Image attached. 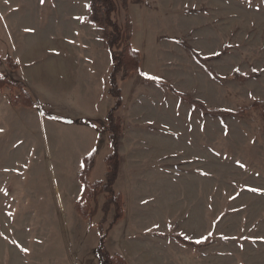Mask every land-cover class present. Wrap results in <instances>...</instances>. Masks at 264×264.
I'll use <instances>...</instances> for the list:
<instances>
[{
  "label": "rangeland",
  "instance_id": "rangeland-1",
  "mask_svg": "<svg viewBox=\"0 0 264 264\" xmlns=\"http://www.w3.org/2000/svg\"><path fill=\"white\" fill-rule=\"evenodd\" d=\"M26 1L0 0V75L9 80L17 76L7 62L10 55L22 64L24 69L19 73L27 68L22 54L32 36L31 28L22 22L30 13ZM79 1L81 7L76 10L69 1L61 6V0L58 5L50 0L49 6L59 14L48 17L40 33L50 47L47 52L53 53L49 43L61 32L59 22H65L69 37L72 27L89 32L96 62L94 115L103 118L116 102L108 92L111 55L103 30L91 22V0ZM70 10L78 19L62 20L61 14H71ZM119 20L132 22L133 46L146 65L129 82L120 84L125 101L119 113L127 122L120 151L124 149L130 157L125 165L127 175L119 186L126 192L128 208L133 211L142 200L156 216L164 205L173 204L180 213L190 211L189 215L204 222L201 231L211 237V243L198 250L186 246V255L164 252L163 259H171L172 264H264L262 111L251 108L245 117L212 116L166 86L188 93L210 109L238 110L258 100L264 102V0H134L129 9L120 12ZM195 53L214 58L204 64ZM7 71L14 75L8 78ZM238 74L246 77L239 78ZM4 89L20 93L18 88ZM69 136L74 138L72 131ZM72 142L77 146L76 140ZM46 145L38 140L15 144L0 141V243L8 246V236L14 232L16 237L10 240L18 239L38 249L50 231L47 263L100 264L97 248L102 234L112 229L109 226L115 209L111 208L102 223L103 231L99 230L106 194L98 197V213L92 221L97 227L93 226L81 244L77 234L88 230L90 222L82 219L84 223H76L70 210L65 227L61 223L64 207L57 205V198L66 195L62 167L66 165V175L72 178L78 155L69 153L64 161L59 156L47 158L42 155ZM94 151L96 167L91 181L102 180L107 171L105 156L111 152L107 137H94ZM52 165L56 171L46 174V166ZM187 218L176 222L170 216V228L163 232L155 228L154 237L172 238L170 234L180 233L197 242L205 240L206 236L199 240L181 232L183 224L198 231V221ZM64 229L77 238L66 237Z\"/></svg>",
  "mask_w": 264,
  "mask_h": 264
},
{
  "label": "crops",
  "instance_id": "crops-1",
  "mask_svg": "<svg viewBox=\"0 0 264 264\" xmlns=\"http://www.w3.org/2000/svg\"><path fill=\"white\" fill-rule=\"evenodd\" d=\"M58 1L60 3V0H53L57 5ZM66 1H69L76 10L81 7L79 0H77L78 4L76 5V0H61V6ZM49 3L50 0L26 1V4H29L28 11L30 13L22 19V22L31 28L32 37L30 46L22 54L25 59V68L27 67L23 73H19L21 69H24L19 59L10 55L18 63V68L15 69L17 76L15 75V79H10L21 80L24 83L25 90L40 105L34 107L14 106L11 103V92L7 89L0 90V141L14 142V144L19 141L32 143L34 140L46 142L47 145L44 146L42 155L51 159L59 156L64 161L69 153L74 154V156L78 155L72 178L66 175L69 171L66 165L61 170L66 195L57 198V205H63L64 207V212L61 214V223L67 227L68 220L70 219L68 216L70 210L72 217L76 218V223H84L83 220L85 219L76 212V203L80 199L84 189V184L80 177L84 166L83 161L87 155H90L94 151V137H107L109 141L108 133L104 129H106L105 117L110 109L106 114L104 113L105 116L103 118L94 115V63L96 62L94 61V41L91 40L88 31H82V29L75 31L74 27H72L69 37L65 33V31L67 32L65 22H59L61 32L56 33L52 39V44L49 43V45H53L54 54L47 52L50 47H46V38H44L42 32L40 33V30L44 28L48 17L53 16V14H59L54 12V6H49ZM73 11H71V14H61L62 20L67 17L75 20L78 19L76 18L78 14H73ZM69 22L71 23L72 21L69 20ZM32 30H35V33H32ZM142 65H145V63ZM110 66L112 69V60ZM96 67L98 68V66ZM108 70L104 71V76L108 74ZM147 72L153 74V72ZM7 74L8 78L10 77L9 75H14L10 71H7ZM123 96H125L124 89ZM123 107L124 104L118 111V114H120L119 112H121ZM102 119L104 123L101 125L99 120ZM125 123L126 129L127 122L125 121ZM71 131L74 138H70L69 136ZM73 139L77 141V146L72 142ZM30 147L29 150L32 152V146ZM120 152L122 154V167L114 187L117 192L122 193L125 200L127 199L126 192L121 189L119 184L125 178V175H127L125 173V165H127L130 156L124 149ZM95 167L90 174V181L95 173ZM46 168L45 173L52 174V171H56L57 167L52 165L46 166ZM105 173H107L106 170L101 177L102 180L106 179ZM56 186L58 190L59 184H56ZM206 204V217L208 221L210 202ZM66 206L68 208H65ZM74 207L76 211L73 210ZM163 208L164 211L160 210L155 216L153 213H150L148 204H145L142 200L137 203V207L134 209L136 210L135 212L134 210L130 211L127 202L124 217L112 227L103 241L104 249L112 254L118 253L122 255L128 264H172L171 259H167L166 261L163 259L164 252L169 254L173 252L176 255L180 252L186 255V246L197 250L204 248L183 244L171 234L170 237L172 238L154 237L153 231L155 228L162 232L170 228V219H168L170 216L171 218H175L176 222H179L190 214V211L180 213L178 209L173 207V204L170 206L164 205ZM154 212L157 213V211ZM203 213H205V210ZM187 219L191 222L198 221V231L188 230L183 224L181 232L185 236L199 240L208 237L207 233L205 234L204 231H201V228H204L203 221L195 215H189ZM202 220H204V217ZM93 226L94 223L92 225L89 224L88 230H84L83 234H77L81 244L87 240L91 231L97 227L94 226L93 228ZM62 233L66 234V237L73 235V238H77L69 229L62 230ZM49 234L50 231L45 237H42L38 249L36 247L32 249L30 246L24 245L17 238V240H10L12 237H16L13 232V236H8V246H3L0 243V264H50L46 261L51 255L48 252V254L45 253L46 248L49 247L46 241ZM162 236L167 237L169 234H162ZM11 243H16L19 247L11 245ZM95 243L97 245V235ZM67 256L69 257V255ZM62 257H66V255L63 254ZM60 264H80V262H62ZM92 264H94V261Z\"/></svg>",
  "mask_w": 264,
  "mask_h": 264
},
{
  "label": "trees",
  "instance_id": "trees-1",
  "mask_svg": "<svg viewBox=\"0 0 264 264\" xmlns=\"http://www.w3.org/2000/svg\"><path fill=\"white\" fill-rule=\"evenodd\" d=\"M134 0H91V22L95 26L102 29L104 39L110 51L112 60V70L109 75V94L112 95L116 102L108 111L105 122L106 131L111 144V152L106 156L105 163L107 165V173L105 180H97L91 182L90 174L94 168L96 151L84 158V166L81 172V180L84 184V189L80 199L76 203V210L82 218L92 224L93 219L98 213V197L105 193L106 201L103 205L105 216L99 225L103 231V221L106 220L107 214L114 207L115 214L109 228H112L118 221L124 217L126 203L122 193L117 192L114 185L119 177L122 157L120 154L121 139L125 129V119L118 114L119 109L124 104L121 83L128 81L134 74L141 71L143 57L139 50L133 46V24L131 21L122 23L119 20V14L123 9H129L130 2ZM147 0H136V3H143ZM196 58L206 63L211 57H203L199 53H195ZM8 64L13 69H17L18 65L11 57L8 58ZM239 78H245L243 74H238ZM172 91L186 102L200 108L204 113L217 117H245L251 108L260 109L264 117V102L255 101L251 106L241 107L238 110L227 109H210L207 108L201 101L193 98L188 93L177 91L174 87L167 84ZM5 87L10 89L18 88L19 94H11V103L14 106L34 107L40 105L35 101L32 95L24 89L22 82H13L6 77L0 75V90ZM107 232L102 234L101 245L97 249L100 258V264H128L126 259L118 254H112L106 251L103 247V241ZM183 244H191L195 247L207 246L211 243V237H207L203 241H194L183 237L180 233L172 235Z\"/></svg>",
  "mask_w": 264,
  "mask_h": 264
}]
</instances>
